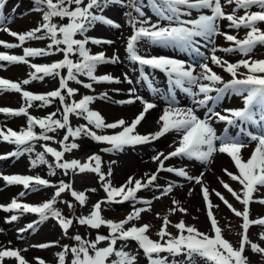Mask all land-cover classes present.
Returning <instances> with one entry per match:
<instances>
[{"label":"snow or ice","instance_id":"obj_1","mask_svg":"<svg viewBox=\"0 0 264 264\" xmlns=\"http://www.w3.org/2000/svg\"><path fill=\"white\" fill-rule=\"evenodd\" d=\"M6 3L7 0H0V9H3ZM32 4V10L41 13V22L37 27L23 33L4 27L5 23L11 21L0 14V30L19 41L8 43L0 40L3 47L8 49L21 47L29 40L50 41L45 48L23 47L22 55L0 53V62L28 64L33 69L29 78L20 82L0 78V92L14 91L20 93L24 100V104L17 109L0 106V114L26 117V126L21 130L0 128V141L16 146L14 151L0 154V160L31 153L35 142L54 141L55 137L48 133H55L58 129L64 130L65 135L58 141L61 150L48 146L47 143L41 145L43 151L37 152L35 158L30 160L31 166L35 168L39 165H48L49 176H55L56 169L62 170L65 175L69 172L95 173L106 193V198L97 201L88 215L73 219L55 207L57 199L68 192L74 201L83 207L88 199L85 191H76L70 182L63 180L54 184L40 176L0 174V179L7 185H21L26 191H37L41 187L55 189L50 199L39 204L21 203L13 198L7 205H0V209L7 212L19 210L21 214L32 213L39 217L37 221L27 224L20 231L34 229L50 218L58 223L65 236L69 235L74 223L94 230L107 227L109 230L107 235L97 232L95 239L92 240L85 239L79 234L71 236L75 244L62 246V250L56 254L57 264H69L67 260L69 255L70 264H137V256L125 250L131 242H136L148 264H180L175 258L181 256L186 264H193L197 258L204 264H252L246 255L249 248L252 253L264 257V247L249 237L252 226L264 229V216H251L253 203L264 205V197L258 198L256 195L264 189V59L254 60L250 55L257 45H264V30L259 27L260 24H264V0H32ZM226 5L233 6L231 11L226 10ZM114 7L126 9L124 15L132 28V34L127 38L125 47L128 60L139 65L141 79L154 94L159 95V90L154 86L151 73L145 71L146 68L152 72L163 73L169 85L168 91L172 93L165 97L167 106L158 117V130L146 135L140 134L137 126L157 105L137 95V90L133 87L128 89L130 97L128 100L117 101L120 104H132L137 101L142 104V110L130 122L124 119L106 122L100 112L90 108L96 99L93 95H83L78 101L71 99L77 94L78 89L70 87V81L82 85L85 89H93L94 83L126 82L128 85L134 83L127 73L123 74V80L112 74L97 75L98 66L118 64L121 63V59L117 51L108 56L104 51L92 53L88 47L90 43L93 45L114 43L112 40H101L87 35L98 24L116 29L122 27L115 19L105 14ZM240 11H243V15L238 14ZM54 18L67 19L68 22L57 24L53 22ZM221 21H227L229 29H246L245 37L240 39L236 35L222 31ZM217 36H223L230 42V46L217 47L215 43ZM141 42L194 53L195 57L200 59L189 63L187 60L169 55L142 54L139 47ZM209 45L212 46L209 54L201 51L202 47L208 49ZM217 52L239 53L246 58L229 62L218 56ZM56 53L62 54L63 58L50 64L31 63L29 59ZM210 64L221 68L232 78L225 81ZM197 67L200 69L199 72L196 71ZM241 68L246 72H240ZM45 77L58 78V88L44 94H34L22 87L33 80L42 81ZM79 77H87L90 82L85 83ZM175 89L187 94L192 106H177ZM231 95L241 97L243 106L216 110L219 104ZM100 98H108V93H102ZM37 101L40 102V107H48L54 101H58L60 107L56 112L38 118L29 112L34 106L33 102ZM201 108L206 109L203 118L197 114ZM58 112L61 113L60 118H56ZM73 115L83 118L86 123L72 127L70 117ZM214 122L225 124L222 134L217 133ZM37 126L41 130L39 133L34 131ZM250 127L255 131L249 130ZM233 128L237 129L235 133L230 131ZM94 129L120 130L111 135H104L97 134ZM172 131L180 135L178 145L167 154L159 152L153 156V161L158 162L156 172L145 173L140 179L130 176L118 187L113 186L107 179L112 174L111 170L107 174L102 172L100 155L93 154L83 163L77 159H65V153L80 148L77 140L81 137H89L93 141L111 146L102 151H122L126 147L158 140ZM252 142L255 143V147L245 159L242 151ZM217 153L227 154L237 170L233 173L223 169L231 181L239 184L238 190L233 189L223 179L218 180L242 206L241 209L235 208L220 191L208 188L204 181L205 172L191 175L184 167L165 165V161L174 157L208 165ZM46 154L54 158V163H49ZM161 172L172 173L201 186L206 215L210 221L209 232H201L195 226L186 225L181 220L172 225L178 230L177 234L173 235L168 231L172 222L167 215L163 217L161 227L156 233L158 240H153L148 235L151 227L149 224L128 226L131 221L140 220L143 212L151 211V202L142 201L137 193L150 186L159 187L154 182L158 180ZM177 186L174 182L168 183L161 190V196L172 194ZM90 191L94 192L95 189ZM191 193L192 189L188 195ZM212 193L241 219L238 246L224 237L223 228L214 215V209L218 205L211 201ZM19 195L23 197L26 192ZM155 198L159 199L160 196ZM125 202H142L147 206L139 208L133 206L132 212L119 221L107 219L102 215L103 204ZM65 203L69 209H74L72 202ZM172 205L169 213L174 214L177 211L187 213V209L181 206V201L173 199ZM18 218V215H11L6 222L16 221ZM157 218H160L159 213ZM259 238L264 240V230L259 233ZM56 243L58 242L53 241L33 247L49 248ZM102 243L106 246L101 247ZM169 257L173 259L170 260ZM6 259H14L17 264H29L21 255V250L0 246V264H5ZM35 262L46 264V261L39 257L35 258Z\"/></svg>","mask_w":264,"mask_h":264},{"label":"rangeland","instance_id":"obj_2","mask_svg":"<svg viewBox=\"0 0 264 264\" xmlns=\"http://www.w3.org/2000/svg\"><path fill=\"white\" fill-rule=\"evenodd\" d=\"M74 7V6H73ZM227 11H231L233 6H225ZM32 0H7V3L3 9H0V14L5 17L10 18V23H5L4 27L10 28L12 31H16L18 33L26 32L30 29L37 27V25L41 22V13L33 11ZM258 10V9H252ZM124 11L126 9H122L120 7H114L111 10L106 11V15L115 19L117 23L121 24L122 27L120 29L112 28L109 26H104L98 24L92 30H90L87 35L88 36H96L98 39L103 40H112L113 44H101V45H93L89 44L88 47L91 49L92 53H97L100 51H104L108 56H111L114 51H117L121 63L118 64H105L100 65L97 68V75L103 74H112L113 76L118 75L121 80H123V74L127 73L128 76L133 80L132 85H128L126 82H123L126 89L124 91L115 92L116 87L120 85L116 83H100L93 84V89H85L82 85L76 84L73 81L69 82V86L78 89L77 94L72 97V100L78 101L82 98L83 95H93L96 97L94 102L90 105V108L96 110L101 113V115L105 118L106 122H114L119 119H124L127 122H130L134 119V114L130 115L128 119L120 112V108L123 104L117 103V101L128 100L129 92L128 89L130 87L138 90V95L144 97L146 100L154 102L159 109V111L164 109L167 106V101L165 97L168 95H172L169 93L167 78L163 73L160 72H152V70L148 69V72L151 73V78L154 82V86L158 88L159 95L154 94L148 86H143L141 81H139V77L137 75V66L130 62L127 58V54L125 51L126 40L132 34V28L127 23V17L124 15ZM147 11V10H146ZM239 15H243V11L238 13ZM151 15V12H149ZM195 16L196 14L193 13ZM153 20L155 17L153 16ZM57 24L67 23V19L54 18V21ZM227 21H221V30L226 31L229 34L236 35L238 38L243 39L246 35V29H229L227 27ZM259 27L264 30V24H260ZM123 36V40L117 41L119 37ZM93 37V36H92ZM0 40H3L8 43H19V41L10 36L7 32L0 30ZM50 43L49 40H29L25 43V45L17 48L8 49L0 45V53H5L9 55H22L23 47H35V48H45L47 44ZM215 43L217 47H229L230 42L226 41L223 36H217L215 38ZM140 51L142 54H159L164 55L173 51V54H176L180 59L187 60L189 63H194L199 61V57H195L194 53H185L182 54V51H177L173 48H165L162 46L149 45L146 42H141ZM211 45H209L208 49L201 48L202 52L209 54ZM164 49L166 51H164ZM218 56L223 57L229 62H236L240 59L246 58L240 55L239 53H223L217 52ZM181 55V56H179ZM251 58L254 60L264 59V45H257V47L253 50V53L250 54ZM172 56V55H169ZM62 54L56 53L51 56H42L29 58L31 63L37 64H50L62 59ZM215 72L220 74L225 81L230 80L232 77L224 72L221 68L216 67L215 65H211ZM24 72V74H20L19 72ZM33 71L28 64H10L7 62H0V78L8 79L14 82H20L24 79L29 78V74ZM196 71L199 72V67L196 68ZM240 72H246L245 69L241 68ZM19 73V74H17ZM121 74V75H119ZM85 83L90 82L87 77H79ZM25 90L31 91L34 94H44L51 90L58 88V78L53 77H45L41 80H33L28 85H22ZM108 93V98L101 99L100 96L102 93ZM176 105L179 107H189L192 106L190 97L187 94L183 93L179 89L174 90ZM215 95V93H212ZM162 97L164 102L157 104L156 99ZM38 102V101H37ZM138 102V101H137ZM24 104V100L20 93H16L14 91H5L0 92V106L10 107L13 109H17ZM127 106V104H125ZM129 105V104H128ZM141 106L139 104H135L132 107ZM243 106V101L241 97L231 95L224 99L219 106L216 108L218 111H222L225 108H240ZM60 107L58 101H54L48 107H32L29 109L31 115L44 118L48 114L52 112H56ZM156 108L150 110L149 112H153ZM105 110V111H104ZM107 111H112L111 116H106ZM206 109L201 108L197 114L200 117H204ZM148 112V113H149ZM157 115L155 118H158L159 112H156ZM60 118V113H57V117ZM70 123L72 127H77L81 124H85L86 121L78 116H71ZM143 121L140 125L137 126V131L146 135L149 133H153L158 130L159 126H154V128L150 127H142ZM26 126V117L24 116H9L5 114H0V128L8 127L14 130H21ZM214 127L217 130L218 134H222L225 128V124L222 122H214ZM254 128H249V130ZM97 134L111 135L120 129H94ZM232 133H235L237 129L233 128L230 130ZM51 136L55 137L54 141H37L34 143L33 147L39 148L41 145L47 143L48 146L54 147L57 150H61V145L58 141L62 140L65 135L64 130L58 129L55 133H48ZM180 139V135L174 131L167 133L165 136L159 138L158 140L151 141L150 143L136 145L133 147H126L122 151L110 150V151H102V149L110 148L111 146L106 143H98L93 141L89 137H81L77 140L80 144V148L73 150L72 152L65 153V159H77L79 161L87 162L88 157L93 154H98L101 156V169L102 172L107 174L109 170H111V176H108L107 179L111 181L113 186H120L124 184L127 179L132 176L137 179L143 178L145 173H153L156 172L158 167V162L153 161V156L159 152H163L167 154L174 150V148L178 145V141ZM255 147V143L252 142L246 148L249 149L250 153L248 155H243L246 159L250 156L253 148ZM16 146L13 144H9L7 142L0 141V154H6L11 151H14ZM30 155L27 153L19 156V157H9L5 160H0V174L3 175H29V176H40L45 179H49L52 183H58L63 180L65 182H70L73 185V188L76 191H85L87 195V203L85 206H80L74 199L71 197L70 193L65 192L57 199L55 207L59 209L65 216L71 217L75 219L77 216L88 215L92 209V206L100 200L106 198V193L103 190L102 184L99 181L98 175L95 173H72L69 172L68 175H65L64 172L60 169H56L55 176H49V169L46 167L47 165H39L33 168L30 164ZM49 159V163H54V158L50 155H47ZM221 157V158H219ZM217 158L222 159L227 163V154H215L213 161L208 165H202L200 162L189 161L182 157H174L168 161H165L166 166L171 167H182L184 164L189 166V173L191 175H199L200 172H205L204 181L207 184L208 188L211 190L212 188L209 185H219L220 191L232 205L241 209L242 206L231 196L230 193L225 190L222 185L219 183L218 178L223 179L225 182L229 183L233 189H239V184L237 182L231 181L230 178L224 173L223 169H220V166L216 164ZM230 158V157H229ZM220 169V174H217L216 171ZM228 171L233 172L235 170L234 164L230 162L227 168ZM234 172V173H235ZM174 182L177 187L174 188L173 193L166 196H161V190L168 185V183ZM155 185L159 187L150 186L145 188L137 193V196L141 198L142 201H150L151 202V211H146L141 214V219L136 221H131L128 225L129 227L132 224L142 225L149 224L151 227L149 229L148 235L153 240H158L157 231L161 227L163 222V217L165 215L168 216L169 220L172 224L169 225L168 231L173 235L177 234V229L172 225L183 220L186 225L195 226L201 232H209L210 231V221L206 215L205 202L202 199L201 186L196 185L194 182H188L184 178L177 177L176 175L168 172H161L159 174V178L154 182ZM189 187L192 189V196H189L185 193V191L189 192ZM91 189H95V191H90ZM55 189L53 187L48 188H39L37 191H26L21 185H7L5 181L0 179V205H7L11 202L13 198H16L18 202L21 203H29V204H39L48 199H50L54 193ZM21 192H26V195L21 197L19 194ZM258 198L264 197V189H261L259 193L256 194ZM160 196L159 199L155 197ZM189 196V197H188ZM192 198L190 204L187 202L188 198ZM177 199L181 201V206L187 209V213L183 214L179 211L174 214L169 213V209L173 207L172 200ZM211 201L218 205L217 208L214 209V215L219 221L220 226L223 228V234L226 239L232 242L235 246H238V241L240 239L238 233L241 231L240 224L241 219L236 217L224 204L215 196L214 193L210 196ZM65 201L72 202L74 204V209H69ZM133 206L146 207L147 205L142 202H125L122 204H103L102 205V215L107 219H113L115 221H119L124 219L130 212L133 210ZM157 213H159L160 218H157ZM11 215H18V219L12 222H6ZM251 216H264V205L259 203H253L251 205ZM39 217L36 214L32 213H24L21 214L19 210L13 212H7L3 209H0V246L5 248H12L21 250V255L25 257L29 264H36L35 258H43L46 261V264H54L57 262V253L62 250L63 245H74L75 241L71 239V236L79 234L83 236L85 239H95L97 232L99 234H108L107 227H101L99 230L90 229L86 226H81L78 223H74L73 227L69 230V235L65 236L62 233V230L58 226V223L54 219H49L43 223L38 224L34 229H30L24 232H21L20 229H24L27 224L37 221ZM264 230L259 226H252L249 230V237L253 242L259 243L262 247H264V240H260L259 233ZM58 242L54 246L49 248H39L33 247L34 245H39L42 243L48 242ZM101 247L106 246L105 243L100 245ZM129 253L137 256V264H148L147 258L143 254L142 250L138 249L136 242H131L125 248ZM167 255V254H162ZM246 255L250 258L252 264H264V257H261L259 254H254L251 252L250 248L246 251ZM114 258V257H113ZM169 259H173L169 257ZM176 260L180 261V264H186L184 258L177 257ZM67 260L70 264L71 255L67 257ZM5 264H17L14 259H6ZM193 264H204L202 260L197 258L194 260Z\"/></svg>","mask_w":264,"mask_h":264},{"label":"bare ground","instance_id":"obj_3","mask_svg":"<svg viewBox=\"0 0 264 264\" xmlns=\"http://www.w3.org/2000/svg\"><path fill=\"white\" fill-rule=\"evenodd\" d=\"M93 37H95L96 38V36H94V35H92ZM91 36V37H92ZM117 41H121L122 42V40H123V36H121V37H119L118 39H116ZM164 51H166L165 49H164ZM178 52L180 51V50H177ZM168 54H170V53H168ZM168 54H165V55H168ZM173 57H175V58H178V59H180V57H178L176 54H171ZM147 69V68H146ZM20 74H24V72H19ZM19 73H17V74H19ZM119 75H121V74H119ZM118 75H116V77H117ZM142 81V84H143V86H145L146 85V83L143 81V80H141ZM116 89H119V91H124V89H126L125 88V86H124V84H123V82L122 83H120V85L118 86V87H116ZM115 92H118V91H115ZM162 102H164V100L161 98V97H159V99L157 100V104L158 105H160V103H162ZM139 103V101L138 102H136V103H132V104H127V106L125 105V104H123L122 106H121V110H120V112H122V114L126 117V119H128V117L130 116V115H132V114H134L135 116L142 110V105L141 106H138L137 108L136 107H132L133 105H135V104H138ZM167 104V103H166ZM156 109L155 110H153V112L151 111V112H149V113H147L146 114V117H145V119L143 120V123H142V127H152V128H154L152 125H154V126H159L158 124H157V120H158V118H155V116L157 115V113L156 112H159L158 113V115H161L162 114V109L159 111V109L160 108H158V107H155ZM105 111V110H104ZM112 111H107L105 114H106V116H111L112 115ZM134 116V117H135ZM250 153V151H249V149L247 150L246 148L245 149H243V151H242V155H248ZM219 158H221V157H219ZM219 158H217V160H216V164L218 165V166H220V169H224V168H227L228 166H229V164H230V162H232L231 161V158H229V156L227 155V159H228V161H227V163L225 162V161H223L222 159H219ZM233 163V162H232ZM182 167H184L186 170H188L189 171V166L187 165V164H184V166H182ZM220 169L219 170H217L216 171V173L217 174H220ZM236 170V169H235ZM237 171V170H236ZM235 171H233V173H234ZM212 189H215V190H217V189H219V185L217 184V185H209ZM189 189H191L190 187H189ZM185 193L186 194H188L189 192L188 191H185ZM190 196H192V194L190 195ZM189 197V196H188ZM187 197V198H188ZM191 199L192 198H188V200H187V202L188 203H190V201H191ZM190 204H193V203H190Z\"/></svg>","mask_w":264,"mask_h":264},{"label":"trees","instance_id":"obj_4","mask_svg":"<svg viewBox=\"0 0 264 264\" xmlns=\"http://www.w3.org/2000/svg\"><path fill=\"white\" fill-rule=\"evenodd\" d=\"M35 107H39V104H35ZM60 115H61V113H60ZM34 131H36L37 133L40 132V131H38V127H36L34 129ZM34 150H36V149H34ZM34 150H33V152H31V154L33 153V156H34L33 159L35 158L37 152H42V150H40V151H34ZM46 159L49 161L47 154H46Z\"/></svg>","mask_w":264,"mask_h":264}]
</instances>
